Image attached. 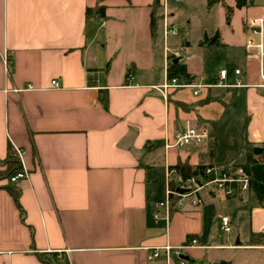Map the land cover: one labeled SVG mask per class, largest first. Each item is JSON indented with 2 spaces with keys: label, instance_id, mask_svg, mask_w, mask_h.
Listing matches in <instances>:
<instances>
[{
  "label": "crops",
  "instance_id": "0c3cea01",
  "mask_svg": "<svg viewBox=\"0 0 264 264\" xmlns=\"http://www.w3.org/2000/svg\"><path fill=\"white\" fill-rule=\"evenodd\" d=\"M154 2L0 0V173L9 146L22 152L29 173L16 184L0 176V264H179L176 251L168 262L148 257L156 248H179L190 236L199 244L186 252L190 264L264 263V240L250 242L253 234L264 235V208L247 203V195L226 199L205 190L199 206L192 197L181 199L168 228L153 217L170 187L168 169L178 162L193 170L241 168L247 145H264V58L247 47V30L241 42L222 43L230 54L215 75L184 64L190 76L184 81L216 82L226 70L230 83L242 87L173 90L164 100L153 89L165 78L161 27L155 37L150 29ZM98 4L106 18L87 19L86 10ZM244 11L248 21L264 22L262 0ZM187 121L206 126L208 141L166 152L165 140ZM223 140L246 148L241 163L216 161ZM9 188L20 192L18 202ZM223 217L232 232L212 245Z\"/></svg>",
  "mask_w": 264,
  "mask_h": 264
},
{
  "label": "built area",
  "instance_id": "2783aa9c",
  "mask_svg": "<svg viewBox=\"0 0 264 264\" xmlns=\"http://www.w3.org/2000/svg\"><path fill=\"white\" fill-rule=\"evenodd\" d=\"M181 2L182 0H175ZM159 12H160V27L162 31V40L164 47V82L156 87H153L157 93H159L164 100H167L168 94L173 90L194 89L196 94L199 90L210 88H222L229 89L234 87H242L241 82L237 84H231L229 81V74L226 70L221 71L219 79L216 82H210L205 77H201L197 82L184 81L178 78L168 77L169 65L175 60L180 59L185 52L184 47L173 48L170 45V38L178 35V28L171 22V12L169 10V0H159ZM263 27L264 22L258 18H252L247 22V32L250 38L247 41V47L249 49L255 48L259 52L260 59L264 58V43H263ZM257 40V42L255 41ZM6 65L8 60L6 59ZM240 70L235 71V75L239 76ZM261 77L264 80V73L261 72ZM133 78L131 75L128 77V81ZM53 85L58 88L57 82H53ZM30 90L32 87L29 88ZM209 139V131L204 125H199L191 121H187L184 126L177 131L173 140H165L164 149L166 152L177 149L184 150L190 147H200L204 145ZM19 158H21L22 152L16 151ZM29 177V173L25 170L13 175L10 179L12 184H16L21 180H25ZM176 177V178H175ZM175 178V179H174ZM168 184H175V191L170 187L167 190L166 198L163 201L157 202L154 206L153 217L155 220H164L166 222V228L169 227L171 216L177 211L179 206H182L181 199L193 198V205L199 206L203 203L201 192L212 190L215 194L220 195L226 199L241 198L248 194L249 191V179L243 172L242 168L234 167L231 165H212L206 167L197 176H192L186 179H182L178 176L176 169H168L167 172ZM188 190L187 193L181 195L177 192V189ZM173 198H177V202H173ZM222 230L224 233L232 232V223L228 217H223ZM198 241L195 238L188 239L187 242L179 247L172 248L166 246L163 248H156L151 250L149 254V261L164 258L165 261H169L173 255V251H176V257L179 264H190L186 258V252L189 248L198 247Z\"/></svg>",
  "mask_w": 264,
  "mask_h": 264
},
{
  "label": "rangeland",
  "instance_id": "374dc122",
  "mask_svg": "<svg viewBox=\"0 0 264 264\" xmlns=\"http://www.w3.org/2000/svg\"><path fill=\"white\" fill-rule=\"evenodd\" d=\"M264 2V0H262ZM227 7L233 11L228 12ZM245 9H237L236 0H223L221 3H217L212 7L208 6V0H182L176 2L175 0H169V10L171 12V22L178 28V35L170 38V45L176 44L173 48H181L183 45L179 43L183 41H189V46L184 45L185 52L182 58H180L181 64H200L203 68L205 75H215L219 72L224 58L230 54L228 50H224L223 45L203 47L200 46V42L205 38L214 39L216 34L220 35V43H227L229 45H235L237 42L242 41V32L246 31L247 21ZM243 10V11H242ZM159 48L162 47V41H159ZM214 47V48H213ZM160 50L158 49V56ZM120 71V68H116ZM209 143L207 148H209ZM214 147V146H212ZM244 146L231 142H225L224 140L216 146V161L226 162L233 161L234 163H241L244 160L242 154ZM207 158V156H206ZM157 178L160 182L164 180V172L161 167L156 170ZM219 204H237L228 203L226 200H222ZM222 206V205H221ZM227 208L229 214L230 208ZM226 211V210H225ZM216 223L213 228L212 238L210 242L212 245L223 243L227 233L221 231V223ZM241 227V233H245L246 228L243 224ZM234 231V230H233ZM242 235V237H244ZM210 254L217 256L218 254H225L222 251L210 250ZM229 256V253H227ZM240 261L243 258H238ZM256 258H254V261ZM257 264H264L263 262H257Z\"/></svg>",
  "mask_w": 264,
  "mask_h": 264
},
{
  "label": "trees",
  "instance_id": "16d2710c",
  "mask_svg": "<svg viewBox=\"0 0 264 264\" xmlns=\"http://www.w3.org/2000/svg\"><path fill=\"white\" fill-rule=\"evenodd\" d=\"M223 0H208V6L212 7L217 3H221ZM253 4V0H236L237 9H244ZM159 0H155L154 6L151 13V23L150 29L152 35L155 37L157 30L160 25V12H159ZM229 13L233 10L227 7ZM106 7L102 5H96L93 8H88L86 10V18L87 19H95L97 21H102L106 18ZM220 35L216 34L214 39L205 38L201 43V46H220ZM168 77L169 78H178L180 80L190 79V76L187 73V68L185 65L181 64L180 61L178 63H174V61L169 65L168 68ZM103 103L107 105V97L103 98ZM262 152L260 155L256 156L254 154V148L250 145H247L246 152V163L241 166L243 172L249 179V191L247 194V203L255 202L257 207L264 208V145L261 148ZM8 167L7 170L3 173H0L2 179L9 180L13 175L20 172L22 170L19 157L12 146H9V158H8ZM208 167V166H207ZM206 167H198L193 170V168L187 164L178 162L174 167L170 169H176L178 176L182 179H186L192 176H197L200 172H202ZM170 188L175 191V184L171 183ZM10 192L13 194L14 199L18 202V196L20 192L17 189L9 188ZM244 200V199H242ZM173 202H177V198H173ZM21 213L22 210L17 204ZM23 214V213H22ZM194 236H190L189 239H192ZM264 235H256L253 234L251 236L250 242L252 244L263 242Z\"/></svg>",
  "mask_w": 264,
  "mask_h": 264
},
{
  "label": "water",
  "instance_id": "95a60500",
  "mask_svg": "<svg viewBox=\"0 0 264 264\" xmlns=\"http://www.w3.org/2000/svg\"><path fill=\"white\" fill-rule=\"evenodd\" d=\"M179 61H180V59H175V60H174V63H178ZM261 152H262V150H261L260 148H255V149H254V154H255V155H260ZM187 191H188V190L181 189V188H178V189H177V192H178L179 194H181V195L187 193Z\"/></svg>",
  "mask_w": 264,
  "mask_h": 264
}]
</instances>
